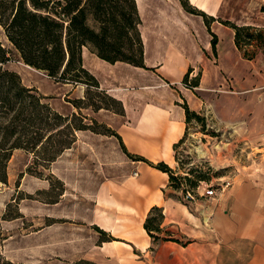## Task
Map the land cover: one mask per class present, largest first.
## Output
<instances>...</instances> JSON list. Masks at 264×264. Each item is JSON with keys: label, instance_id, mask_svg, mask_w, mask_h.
Returning <instances> with one entry per match:
<instances>
[{"label": "crops", "instance_id": "crops-1", "mask_svg": "<svg viewBox=\"0 0 264 264\" xmlns=\"http://www.w3.org/2000/svg\"><path fill=\"white\" fill-rule=\"evenodd\" d=\"M189 1L216 18L264 26V11H259L264 0H245V7L243 0ZM234 2L243 8L238 16L229 14ZM136 3L147 68L112 63L83 48L84 67L124 108L123 113L100 109L95 117L121 139L79 130L72 146L53 161L52 172L67 183L61 201L70 204L60 211V201L51 213H43L51 219L46 226H38L36 219L37 248L63 260L97 264H264V208L256 206V190L233 191L224 211H216L207 227L176 195L169 173L152 165L164 161L177 166L175 145L187 128L184 104L197 111L203 102L185 86V74L202 69L198 90H213L219 66L211 58L212 34L201 15L188 12L180 0ZM220 28L228 27L211 24L218 36ZM228 31L233 40V31ZM36 86L45 95H58L65 88L80 98L82 92L72 83L59 85L56 92ZM155 206L164 215L159 232H154L157 238L144 226ZM22 214H27L23 208Z\"/></svg>", "mask_w": 264, "mask_h": 264}, {"label": "rangeland", "instance_id": "rangeland-1", "mask_svg": "<svg viewBox=\"0 0 264 264\" xmlns=\"http://www.w3.org/2000/svg\"><path fill=\"white\" fill-rule=\"evenodd\" d=\"M18 1L0 0V14L10 16ZM108 1L117 5L122 0ZM242 6L245 7V0L242 1ZM230 7L231 16H238L243 9L235 2ZM263 9L264 5L259 11H264ZM88 21L95 29L99 28V23L93 16ZM218 22L234 33L231 27ZM233 22L238 23L235 20ZM228 28L219 29L218 34L222 40L220 49L217 45V52L211 51V58L219 66V83L208 91L191 87L203 102L199 110H195L199 117H193L187 122L185 135L175 148L177 166L173 170L175 175L181 177L176 181L179 185L175 189L176 195L181 197L182 202L189 206L190 212L207 227L212 224L216 211H224L233 191H245L248 188L256 190V206L264 208V53L260 51L253 59L244 58L235 45L234 37L231 39ZM132 33L134 35L135 32ZM0 39L9 49L10 59L4 67L22 72L23 83L47 96L45 102L53 109L64 115L72 112L85 115L86 121L98 130L105 131L107 127L113 129L102 119L95 117L100 109L97 110L90 104L95 103L103 106L104 110L119 113L122 102L114 101L100 88H89L85 82L76 84L81 86L83 92L80 98L70 96L65 88L59 89L58 95L43 94L36 86L38 83L45 91L56 92L59 85L68 82L57 81L45 71L26 64L2 26ZM121 40L126 41V38ZM197 76L201 79L202 69L190 73V81ZM73 122L75 125L79 124L80 119L75 118ZM77 132L79 131H76V139ZM37 154L38 151L15 149L8 162L7 181L0 182V264L75 262L52 257L47 248H43V251L37 248L36 219L40 218L38 226L49 224L51 219L43 216V213H51L53 204L60 202L67 193L66 181L52 172L53 162L45 163L37 158ZM191 181L198 185L192 186ZM185 187L193 192L195 200L187 201L183 198L182 189ZM209 188L215 189L213 195L206 193ZM69 195L74 197L73 194ZM69 204L61 201L57 206L63 211ZM22 208L27 211L26 215L22 214ZM93 230L98 232L95 227ZM24 257L27 259L23 260Z\"/></svg>", "mask_w": 264, "mask_h": 264}, {"label": "trees", "instance_id": "trees-1", "mask_svg": "<svg viewBox=\"0 0 264 264\" xmlns=\"http://www.w3.org/2000/svg\"><path fill=\"white\" fill-rule=\"evenodd\" d=\"M180 1L188 12L204 18L212 34L215 53L218 35L211 30L214 21H220L234 30L235 45L244 58L253 59L260 51L264 53V26L238 24L216 18L193 6L189 0ZM90 16L99 23L98 29L89 24ZM140 24L136 0H122L117 5H112L108 0H19L15 2L10 16L0 14V26L26 64L45 71L57 81L74 84L85 82L89 88H100V84L83 65L84 47L109 62L126 61L147 68ZM123 37L126 41L121 40ZM9 59V49L0 39V182L7 181L8 162L15 149L38 151L42 155L37 154L38 159L51 163L76 141V131L92 130L116 135L121 139L110 127L105 131L93 128L92 123L86 121L85 115L75 112L64 115L57 112L45 102L47 96L39 93L36 88L25 85L18 72L4 67ZM191 72L192 69L185 74L183 82L190 88L199 87V76L190 81ZM101 91L121 103L105 90ZM90 105L97 110L103 108L95 103ZM184 107L187 122L193 117H199L187 103ZM118 112H124L122 103ZM75 118L80 119L79 124H74ZM134 158L147 161L140 155H135ZM152 165L169 173L170 186L176 190L179 188L176 181L181 177L175 175L173 168L166 162ZM191 182L192 186L198 185L197 182ZM182 190L185 192L186 187ZM163 217L162 209L155 206L145 221L146 230L156 238L158 236L154 232H159ZM73 264L97 263L79 259Z\"/></svg>", "mask_w": 264, "mask_h": 264}, {"label": "built area", "instance_id": "built-area-1", "mask_svg": "<svg viewBox=\"0 0 264 264\" xmlns=\"http://www.w3.org/2000/svg\"><path fill=\"white\" fill-rule=\"evenodd\" d=\"M137 174V172H136ZM215 192V189L214 188H209L207 189V194L209 195H213ZM183 198L186 199L187 201H192V200H195V195L193 194L192 191H190L188 188H186V191L184 192L183 191Z\"/></svg>", "mask_w": 264, "mask_h": 264}]
</instances>
